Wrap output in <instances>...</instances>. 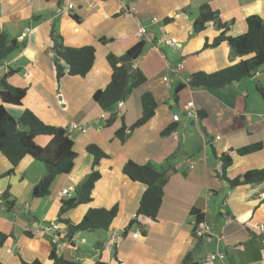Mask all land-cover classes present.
<instances>
[{
  "label": "crops",
  "instance_id": "crops-1",
  "mask_svg": "<svg viewBox=\"0 0 264 264\" xmlns=\"http://www.w3.org/2000/svg\"><path fill=\"white\" fill-rule=\"evenodd\" d=\"M131 2L138 11L124 16V6ZM69 3L73 8L66 10ZM203 4L218 12L229 25L230 35L245 33L250 15L264 20V0H0V32L21 40L26 28H32L22 39L26 45L0 65V78L12 70L7 81L27 89L22 105H7V109L16 117L29 109L48 124L66 127L77 153L71 172L57 175L49 195L35 198L32 190L44 176L45 166L25 156L6 174L12 165L0 152V231L11 235L0 245V264L35 259L53 264L49 258L51 228L57 223L59 232H66L65 223L57 222L62 202L74 196L75 187L93 169L102 176L92 201L69 209L62 218L78 223L90 207L117 205L119 211L109 230L79 232L74 242L65 243L59 253L66 259L83 264H181L191 251L196 264H264V232L260 229L264 226V181L230 188L219 177L218 159L225 152L232 156L224 173L227 180L251 169L264 170V95L258 90L264 91V65L253 76L225 88L187 86L174 96L175 86L187 84L194 72H214L240 60L225 42L204 47L219 33L213 23L193 32ZM154 18L158 20L154 22ZM140 26L147 28L143 38L137 35ZM52 32L61 34L67 46H95V63L85 77L65 74L57 78L49 50ZM165 36L177 38L176 50L161 41ZM140 40L145 42L144 51L133 67L140 68L147 80L117 107V118L107 124L109 113L93 98L111 80L107 55H122ZM180 63L183 68L175 70ZM165 76L170 86L163 80ZM148 91L158 104L155 114L129 129L142 116L141 97ZM189 104L204 115L198 120L188 117L184 108ZM175 114L179 120L174 119ZM84 124L87 130L82 132ZM123 124L127 134L121 141L116 131ZM169 127L173 130L163 135ZM37 138L39 145L49 141V137ZM253 143H262V148L244 155L236 152ZM89 144L98 145L109 157L96 164L87 151ZM175 152L157 219L137 216L145 185L123 173L124 163L128 159L140 164L162 163ZM63 189L68 193L61 196ZM10 202H14L12 206ZM194 208L205 214L211 231L201 242L192 234ZM114 232L118 236L106 248ZM135 232H139L136 238ZM98 243L102 250L95 247ZM218 252L224 254L223 259H208Z\"/></svg>",
  "mask_w": 264,
  "mask_h": 264
},
{
  "label": "trees",
  "instance_id": "trees-1",
  "mask_svg": "<svg viewBox=\"0 0 264 264\" xmlns=\"http://www.w3.org/2000/svg\"><path fill=\"white\" fill-rule=\"evenodd\" d=\"M78 20V17H75ZM247 31L241 35H230L227 33L229 25L221 21L218 12L213 10L209 4H203L199 7V12L193 22V32L203 31L209 23H213L218 35L212 40H207L204 47H215L225 42L228 44L231 53L238 56L240 60L228 67L214 72L196 71L187 84H178L174 88V96L184 87L192 89L216 88L221 89L226 86L239 82L245 78L253 76L258 69L264 65V20L257 14L250 15L246 19ZM52 52L53 61L56 68L57 78L61 79L65 74L85 77L92 69L95 58L96 48L93 45H84L80 47L67 46L63 37L59 33L52 32ZM101 41H106L101 38ZM26 45L24 40H19L9 36L6 32H0V65L15 52L21 50ZM145 42L140 40L122 55L109 53L107 60L112 67L111 80L105 88L94 92L93 98L100 107L109 113L107 124H112L117 118V104L124 101L139 86L144 84L147 76L140 68H134V63L141 57L144 51ZM13 73L10 70L6 75L0 78V152L9 160L12 167L6 173L14 171V168L25 156L41 162L45 166V174L41 180L34 186L32 196L35 198L49 195L53 180L57 175L69 174L73 169L77 153L74 150V141L69 135L68 129L64 126L52 125L39 118L32 110L26 109L21 116L12 115L7 109V105L21 106L27 94L26 88H20L11 85L7 77ZM258 90L264 95L263 89ZM142 116L132 124L129 129L143 125L155 114L157 101L151 92H145L141 97ZM199 117L203 112H199ZM173 127L167 128L162 134L170 133ZM127 126L123 124L117 131L116 136L121 141L126 139ZM38 136H47L49 141L45 145H39L36 142ZM262 148V143H253L236 149L240 155L252 153ZM87 151L94 156L95 163L98 164L102 159L109 155L98 145L89 144ZM177 153L168 156L164 162L137 163L128 159L122 168L124 174L130 179L138 181L145 185V190L141 196L137 216L143 215L152 220L157 219L159 209L163 202L164 188L167 184L172 167L175 165ZM222 161L219 177L228 181L230 188L239 185L257 184L264 181L263 169H251L242 176L231 180L225 178V171L232 163V156L229 152L222 153L218 157ZM101 173L98 169H93L87 180L75 187L74 196L62 202L57 222L65 223L66 232L58 233L59 238L66 243L74 242V236L79 232L107 231L113 220L118 214L117 205L111 208L90 207L83 219L78 222H72L70 219L62 218L63 214L69 209L80 204L90 203L93 199V192L96 184L101 179ZM5 198H8L5 194ZM14 202H10L11 206ZM192 214L195 215V225L193 236L201 242L204 238L197 232L200 223L206 222L205 214L194 208ZM135 221H131L129 226L123 231L124 234L130 229ZM11 235L0 231V245ZM98 249L102 250V245L97 244ZM49 258L53 264H83L80 260L66 259L53 243V250ZM22 264H43L41 260L35 259L31 262L22 261ZM96 264H104L103 261H97ZM181 264H196L192 252L189 251Z\"/></svg>",
  "mask_w": 264,
  "mask_h": 264
},
{
  "label": "built area",
  "instance_id": "built-area-1",
  "mask_svg": "<svg viewBox=\"0 0 264 264\" xmlns=\"http://www.w3.org/2000/svg\"><path fill=\"white\" fill-rule=\"evenodd\" d=\"M73 8V4L72 3H69L67 6H66V10H71ZM138 11L136 5L134 2H131L129 3L128 5L124 6V9H123V15L124 16H127V17H131L133 16L136 12ZM158 19L157 18H154V22L157 21ZM32 31V28L28 27L26 28L25 32L23 33V36H21V40L24 38V36L28 33V32H31ZM147 33V28L144 27V26H140L139 29H138V32H137V35L140 37V38H143L145 36V34ZM161 41L163 43H165L166 45L170 46L171 48H173L174 50L177 49V45H178V40L177 38L175 37H163L161 38ZM183 68V64L180 63L178 64V66L175 68V70H178V69H181ZM163 80L165 81L166 84H168L170 86V79L168 76H165L163 77ZM123 105V101H120L118 104H117V107H121ZM185 114L188 116V117H191V118H194L195 120H198L199 116L194 108V105L193 104H189L187 106H185ZM102 116H105V114H103ZM174 119L175 120H179V115L178 114H175L174 115ZM75 124L74 123H71V127H74ZM81 131L82 132H85L87 130V128L85 127V124L82 125L81 127ZM219 164L220 166H222V161H219ZM68 193V190L67 189H63L62 191L59 192V195H65ZM52 230L50 231V236H51V240L54 244H56V247L57 249L59 250L60 248H62L64 245H65V241L64 240H61L59 238V235L58 233L59 232V224L55 223L53 224ZM260 229L262 232H264V226L261 225L260 226ZM197 232L200 234V235H203L204 237L207 236V234H209L211 231H210V227L209 225L206 223V222H202L199 224V226L197 227ZM139 235V232H135L133 234V237L136 238L137 236ZM118 236V233L117 232H114L111 237L109 238V240L107 241V243L105 244V247L106 248H109L116 240ZM11 251V249H9ZM223 259L224 258V254L223 253H215V254H210L208 256V259L209 260H215V259Z\"/></svg>",
  "mask_w": 264,
  "mask_h": 264
},
{
  "label": "rangeland",
  "instance_id": "rangeland-1",
  "mask_svg": "<svg viewBox=\"0 0 264 264\" xmlns=\"http://www.w3.org/2000/svg\"><path fill=\"white\" fill-rule=\"evenodd\" d=\"M47 136H38L37 140L42 141V140H46ZM45 145V144H44ZM101 232V231H100ZM85 234V233H84ZM89 247V246H87Z\"/></svg>",
  "mask_w": 264,
  "mask_h": 264
}]
</instances>
